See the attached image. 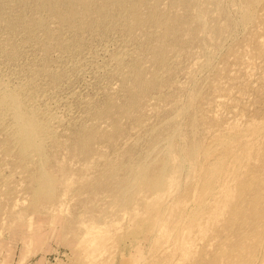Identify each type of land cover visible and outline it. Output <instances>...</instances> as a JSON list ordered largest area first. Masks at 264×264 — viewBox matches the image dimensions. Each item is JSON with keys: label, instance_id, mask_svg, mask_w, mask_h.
<instances>
[{"label": "rangeland", "instance_id": "rangeland-1", "mask_svg": "<svg viewBox=\"0 0 264 264\" xmlns=\"http://www.w3.org/2000/svg\"><path fill=\"white\" fill-rule=\"evenodd\" d=\"M64 1L0 2V264H264V0Z\"/></svg>", "mask_w": 264, "mask_h": 264}, {"label": "bare ground", "instance_id": "bare-ground-1", "mask_svg": "<svg viewBox=\"0 0 264 264\" xmlns=\"http://www.w3.org/2000/svg\"><path fill=\"white\" fill-rule=\"evenodd\" d=\"M1 1H5V0H0V2ZM36 1V0H35ZM38 1V0H37ZM42 1V0H41ZM61 1V0H60ZM68 1H72L74 4L73 5H75V2H77L78 4H80L82 7H83V10H86L87 12H88V8L90 7V5H91V3H92V1L93 0H68ZM68 1H64V3L65 2H68ZM109 0H105V2H108ZM115 1V0H114ZM119 1V0H118ZM63 2V1H62ZM117 2V1H116ZM116 2L114 3V5L116 4ZM120 2V1H119ZM118 2V3H119ZM45 3V2H44ZM43 3V5H45L46 6V4H44ZM48 3H50V2H48ZM69 3V2H68ZM117 3V7H118V5H120V3L118 4ZM123 3H124V1H123ZM122 3V4H123ZM139 3V2H138ZM142 3V2H141ZM147 3V2H146ZM3 4V3H2ZM41 5H42V3H40ZM52 4H54V2L52 3ZM58 4V3H57ZM93 4V3H92ZM113 4V3H112ZM40 5V6H41ZM50 5L51 4H47V6H49L48 7V10H49V8H52V7H50ZM60 5H62L61 3H60ZM68 5V4H67ZM72 5V4H71ZM79 5V6H80ZM136 5V4H135ZM138 5V4H137ZM146 5V4H145ZM53 6V5H52ZM76 6V5H75ZM74 6V7H75ZM79 6H77V7H75V8H78ZM44 7V6H43ZM60 7V6H59ZM62 7V6H61ZM111 7V6H110ZM113 7V6H112ZM116 7V6H115ZM41 8V7H40ZM39 8V9H40ZM47 8V7H46ZM68 8V7H67ZM69 8H71V7H69ZM98 8V7H97ZM43 9V8H42ZM44 9H45V7H44ZM55 9V8H54ZM59 9V8H58ZM57 9V10H58ZM94 9V8H93ZM92 8H91V10H93ZM41 10V9H40ZM59 10H61V9H59ZM68 10V9H67ZM70 10V9H69ZM77 10V9H76ZM102 10V9H101ZM112 10V9H111ZM55 10H53V12H54ZM62 11V10H61ZM79 11V9L77 10V12ZM48 12V11H47ZM56 12V11H55ZM70 12H72V11H69V13ZM93 12V11H92ZM103 12V11H102ZM68 13V12H67ZM75 11H73V15H75V16H77V13H75ZM79 13H81V12H79ZM78 13V14H79ZM89 13V12H88ZM49 14H50V12H49ZM55 14V13H54ZM58 14V13H57ZM86 14V13H85ZM94 14V13H93ZM96 14V13H95ZM56 15V14H55ZM83 15V14H82ZM88 15V14H87ZM103 15V14H102ZM69 16H72V15H69ZM74 17V16H73ZM81 17V16H80ZM79 17V18H80ZM90 17V16H89ZM146 17H144V19H145ZM84 19V18H83ZM86 20V19H85ZM149 20V19H148ZM35 22V21H34ZM38 22V21H37ZM41 23V22H40ZM43 24V23H42ZM42 24H41V26H42ZM143 24V23H142ZM38 25V24H37ZM36 25V23H35V25L34 26H37ZM75 25V24H74ZM39 29H40V27L39 26H37ZM36 27V28H37ZM73 27H75V26H73ZM37 28V29H38ZM11 96V100H12V103L14 104V107H15V109H16V111H15V119H16V121H17V124H18V134L21 136V138H22V140L26 143V144H28V145H32V146H36V144L38 143V141H37V138H36V135L34 134V131H35V126H36V121H35V117L33 116V115H28L27 113H26V111H24V108H23V106H22V101H21V98L19 97V95H17V94H11L10 95ZM5 102V96H4V94L3 93H1L0 92V105L1 104H3ZM82 144V143H81ZM38 148V147H37ZM39 149V148H38ZM37 150V149H36ZM40 150V149H39Z\"/></svg>", "mask_w": 264, "mask_h": 264}]
</instances>
